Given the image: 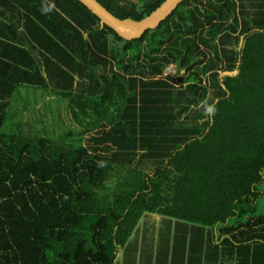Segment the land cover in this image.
<instances>
[{
  "label": "trees",
  "instance_id": "obj_1",
  "mask_svg": "<svg viewBox=\"0 0 264 264\" xmlns=\"http://www.w3.org/2000/svg\"><path fill=\"white\" fill-rule=\"evenodd\" d=\"M20 85L68 101L61 141L10 114ZM158 216L182 234L156 264H264V0H182L132 40L80 0H0V264H126Z\"/></svg>",
  "mask_w": 264,
  "mask_h": 264
},
{
  "label": "rangeland",
  "instance_id": "obj_2",
  "mask_svg": "<svg viewBox=\"0 0 264 264\" xmlns=\"http://www.w3.org/2000/svg\"><path fill=\"white\" fill-rule=\"evenodd\" d=\"M239 45V43L237 44V46ZM222 74H225V72L221 71ZM30 90V88H29ZM17 102H22V103H26V99H24L23 97L17 98L16 99ZM44 102H39L37 105H34V107H30V109L32 110H36L37 108L42 109L44 107V105L48 104L49 102H45V104H43ZM60 105V104H59ZM61 107V105L59 106ZM22 107L20 106L19 109H21ZM67 110L68 108L66 107V109L63 112L64 118H65V122H63L60 119V115L57 113L53 114V116H48L46 115V118L49 120H45L44 122L40 121V124H42L41 126L46 128L47 130H55L56 131V135L52 138L55 141H61L59 134L60 133H64L66 131H68L70 128V124H71V119L70 116L67 114ZM45 116V115H44ZM50 117V118H49ZM54 117V118H53ZM18 117L16 116L15 119H17ZM53 118V119H52ZM38 119V118H37ZM70 131V130H69ZM27 133H30L32 135H40L41 130H37L34 128H30ZM65 134V133H64ZM77 137L79 136L78 133ZM50 137H52L51 134H49ZM144 217H154L152 214H145ZM167 217H157V220H153L152 222L155 224L149 226V228L146 230V232H142L141 230H139V234H132L130 240H129V247L124 249L125 254L122 255V258L120 259L121 261L123 260L126 264H156L157 259L154 258V255H156V251L158 248V245L161 244V242H164V240H173L175 238H179V235L182 234L180 232H176L175 229L176 227L171 224L169 225L168 222H162L159 223V219H165ZM167 220H171L170 218H167ZM184 222V221H182ZM167 223V224H166ZM184 223H188V224H192L189 222H184ZM195 225V224H194ZM193 226H188L189 229H191ZM187 234V238L185 237L184 239L187 240V244L189 245V241H191V238L193 237L191 235ZM179 234V235H178ZM177 235V236H175ZM186 242V241H185ZM190 252V251H189ZM153 255V256H152ZM187 256V249H186V254ZM170 254H168L167 257H165V259L163 260L165 264H169V258ZM123 262V263H124Z\"/></svg>",
  "mask_w": 264,
  "mask_h": 264
},
{
  "label": "crops",
  "instance_id": "obj_3",
  "mask_svg": "<svg viewBox=\"0 0 264 264\" xmlns=\"http://www.w3.org/2000/svg\"><path fill=\"white\" fill-rule=\"evenodd\" d=\"M20 97L26 99L29 98L34 99L35 97H37L38 99L36 101L32 100L31 104L26 105L25 103L17 102L16 99ZM47 101L49 103L44 105L42 109L37 108L35 111L30 109V107H34V105H37L39 102H44L43 104H45V102ZM59 104L61 105V107H59L60 106ZM20 106L22 107L21 109H19ZM66 107L68 108L67 100L61 99L60 97L56 96L55 94L43 88L20 85L18 87L17 94L14 95V99L11 100V106L9 110L11 115H16L18 117L17 120L21 122V126L23 127V130L27 132L30 128H34V127L35 129L37 130L40 129L42 131V126L39 125L40 121L44 122L45 120L46 121L49 120L46 118V115L51 116L53 115V113L54 114L57 112L61 113L66 109ZM162 222H164L163 219H159V223ZM119 254H120L119 256L123 255V251L121 250Z\"/></svg>",
  "mask_w": 264,
  "mask_h": 264
},
{
  "label": "water",
  "instance_id": "obj_4",
  "mask_svg": "<svg viewBox=\"0 0 264 264\" xmlns=\"http://www.w3.org/2000/svg\"><path fill=\"white\" fill-rule=\"evenodd\" d=\"M80 1L98 15L102 23L113 28L123 38L132 40L142 37L147 30L156 28L182 0H165L158 8L140 20L119 18L105 8L98 0Z\"/></svg>",
  "mask_w": 264,
  "mask_h": 264
},
{
  "label": "built area",
  "instance_id": "obj_5",
  "mask_svg": "<svg viewBox=\"0 0 264 264\" xmlns=\"http://www.w3.org/2000/svg\"><path fill=\"white\" fill-rule=\"evenodd\" d=\"M175 73H176V67L174 64H171L164 69L163 75L166 76V75L175 74Z\"/></svg>",
  "mask_w": 264,
  "mask_h": 264
}]
</instances>
